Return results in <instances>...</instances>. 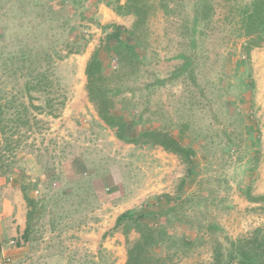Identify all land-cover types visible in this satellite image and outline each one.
I'll return each instance as SVG.
<instances>
[{"label": "rangeland", "instance_id": "374dc122", "mask_svg": "<svg viewBox=\"0 0 264 264\" xmlns=\"http://www.w3.org/2000/svg\"><path fill=\"white\" fill-rule=\"evenodd\" d=\"M107 1L113 3L85 0L82 10L74 0H0L1 102L18 96L17 104L30 106L27 82L38 83L47 51L56 61L48 87L38 84L30 91L41 110L30 107L29 124L19 128L14 127V109L9 110L5 121L12 129L0 135V214H16L14 202L21 200L27 227L31 210L22 184L37 201L31 240L23 239L26 227L8 234L0 241V264H124L128 239L136 240L139 232L131 223L115 224L129 209L171 233L195 239L187 250L171 243L158 248L162 254L177 252L170 264H209L220 243L226 247L229 239L250 237L264 226V202L250 201L240 188L247 181L253 195L264 194V44L244 53L235 8L249 0H214L215 20L199 39L196 81L185 74L147 90L143 83L157 75L171 77L183 62L174 56L189 51L183 20L192 14L191 4L175 7L169 0L167 13L157 6L149 21L147 64L123 78L135 89L125 94L124 103L143 113L133 134L167 129L196 149L197 165L183 186L187 168L178 155L119 139L88 99L85 66L105 35L103 27H130L134 21L117 14ZM231 9L235 15L228 16ZM78 35L80 52L67 54ZM22 48H30L28 58L5 62L8 53L17 55ZM248 80L254 83L251 90L244 89ZM48 98L54 99L50 106ZM53 107L57 116L50 114ZM244 122L255 124V147ZM229 139L232 148L224 150ZM178 192L184 221L161 213L167 203L157 200ZM212 223L218 230L208 228Z\"/></svg>", "mask_w": 264, "mask_h": 264}, {"label": "trees", "instance_id": "16d2710c", "mask_svg": "<svg viewBox=\"0 0 264 264\" xmlns=\"http://www.w3.org/2000/svg\"><path fill=\"white\" fill-rule=\"evenodd\" d=\"M80 8L83 7L85 0H74ZM100 1V0H98ZM174 6L182 5L189 2L192 8V14L183 20V28L189 38V51L180 52L174 58L182 59L183 62L172 72L171 77L155 76L152 81L143 83V88L151 90L157 86H163L168 82L176 80L188 74L194 81L197 79V58L199 39L206 34V30L215 20L216 8L214 0H173ZM114 11L122 16L131 15L134 21L130 27L123 26L118 23H110L103 27L105 35L102 37L99 46L91 53L85 66L86 75V91L89 101L96 108L100 119L116 133V136L126 143L147 144L150 146H161L165 150L172 152L180 157L186 164V177L182 180V186L185 184L187 176L194 173L196 167L197 151L191 142L185 143L183 138L175 136L167 129L151 127L140 130L136 135L132 133L134 125L142 122L143 113L135 111V105L124 103L127 101L126 93L134 92L123 80L125 76H132L140 71L148 60L149 47V21L151 15L157 6L164 11L169 12V0H113V3L106 2ZM88 7V6H87ZM239 9V18L241 23L239 28V36L244 37L245 41L242 45L244 53L250 55L253 48L264 44V0H249L244 3L243 7H235ZM234 9V7H233ZM83 10V8H82ZM171 10L174 8L171 7ZM229 15L233 14V10L229 11ZM235 15V14H233ZM77 41L72 43L68 49V53H79L81 35L77 36ZM84 39V37H82ZM85 41V40H84ZM31 54L30 48H22L17 55L8 53L5 62H10L18 56L25 60ZM58 58L60 55L58 51ZM48 56L46 63L41 67L38 83L27 82V92L29 94L30 106L25 103L17 104L18 96H12L5 103L0 99V135L7 133L8 129H12L8 121H5L6 114L9 110L14 109L15 123L14 127L19 128L30 122L28 112L30 107L40 109L41 106L33 104L31 90L38 89V84L42 88H47L49 83V74L52 73L53 65L56 62L51 56V52L47 51ZM245 90L253 88V81H244ZM134 95V94H133ZM243 97H241L242 99ZM244 100V99H243ZM54 99L48 98L47 104L50 106ZM61 105L64 102L61 101ZM54 107L51 108L50 114L57 116ZM134 112V113H133ZM10 121V118H9ZM134 124V125H133ZM246 134L250 140H254L253 147L259 143V138L254 135L255 124L244 122ZM15 129L13 132H16ZM233 142L229 139L224 146V150H230ZM7 172V170H5ZM243 183V182H242ZM245 189L240 186L242 192H246L250 201H263L264 194L253 195L251 192V184L244 181ZM29 186L22 184L23 196L31 211L28 212V225L23 233V239L30 241L32 238L31 215L32 210L37 208V201L29 191ZM183 190V189H182ZM191 197H188L189 200ZM158 202L164 200L161 213L165 216H174L180 221H184L182 213L179 209L178 201L182 202L180 192L175 196L164 194L157 197ZM199 205L204 201L199 200ZM155 213V211H154ZM156 214V213H155ZM158 215V214H157ZM145 215L138 213L135 209H129L122 212L116 219L115 228L124 223H131L139 232V237L130 241L128 239L127 259L124 264H170L177 252H166L162 254L158 252V248L171 243L172 246L182 247L185 250L191 248L195 244V239L187 235H179L171 233L164 225L151 223L144 219ZM30 219V220H29ZM186 223L190 222L186 220ZM212 230H218V225L212 223L208 225ZM228 245L223 247L220 243L214 250L212 261L209 264H264V226L258 227L250 237H238L229 239Z\"/></svg>", "mask_w": 264, "mask_h": 264}, {"label": "crops", "instance_id": "0c3cea01", "mask_svg": "<svg viewBox=\"0 0 264 264\" xmlns=\"http://www.w3.org/2000/svg\"><path fill=\"white\" fill-rule=\"evenodd\" d=\"M3 182L4 181H2L1 175H0V186L4 185ZM19 204H21V200H18L17 204L14 202L13 211L15 213V207L17 206L18 212H16V214L12 215L11 217L4 218L0 214V241H2V239L7 238L8 234L16 235L17 233L24 231L26 227L25 225L26 217L21 215Z\"/></svg>", "mask_w": 264, "mask_h": 264}, {"label": "built area", "instance_id": "2783aa9c", "mask_svg": "<svg viewBox=\"0 0 264 264\" xmlns=\"http://www.w3.org/2000/svg\"><path fill=\"white\" fill-rule=\"evenodd\" d=\"M1 248H2V247H1V245H0V251H1Z\"/></svg>", "mask_w": 264, "mask_h": 264}]
</instances>
